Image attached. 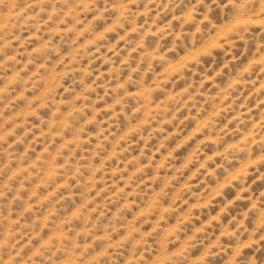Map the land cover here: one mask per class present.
<instances>
[{
	"label": "rangeland",
	"instance_id": "1",
	"mask_svg": "<svg viewBox=\"0 0 264 264\" xmlns=\"http://www.w3.org/2000/svg\"><path fill=\"white\" fill-rule=\"evenodd\" d=\"M0 264H264V0H0Z\"/></svg>",
	"mask_w": 264,
	"mask_h": 264
}]
</instances>
